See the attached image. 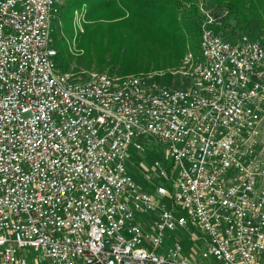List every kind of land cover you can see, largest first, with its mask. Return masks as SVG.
Instances as JSON below:
<instances>
[{"label": "built area", "instance_id": "2783aa9c", "mask_svg": "<svg viewBox=\"0 0 264 264\" xmlns=\"http://www.w3.org/2000/svg\"><path fill=\"white\" fill-rule=\"evenodd\" d=\"M55 0H0V264H259L264 252V41L225 38L199 0L182 83L69 80ZM199 76L201 85H187ZM162 146L154 191L127 152ZM183 233L198 252H187Z\"/></svg>", "mask_w": 264, "mask_h": 264}, {"label": "trees", "instance_id": "16d2710c", "mask_svg": "<svg viewBox=\"0 0 264 264\" xmlns=\"http://www.w3.org/2000/svg\"><path fill=\"white\" fill-rule=\"evenodd\" d=\"M198 1L63 0L62 2L61 0L62 3L56 4L55 7L56 11L59 8V18L65 21L67 18L71 19L74 9L84 4V16L89 24H85L86 31L83 32V35L86 39L95 36L101 43L106 41L107 45H112L113 57H111L114 60H118L119 56L123 54L121 53L123 46H125V55L130 56L137 53L138 50L140 52V49L144 47H150L151 43L157 46L163 44L164 48L171 52L170 55L178 58L185 49V43L187 42L184 31H189V34L195 33L196 23L199 25L202 14L199 10ZM205 1L212 7L215 15H222L223 12H226L221 19V25L216 26V29L225 38L235 41V38H237L235 35L240 32L239 30L249 38H259V34L264 32V0ZM219 9L221 10L220 13H218ZM82 12L79 10V15H82ZM230 20L232 26L229 31L225 32V35L223 32ZM187 22L190 24L193 22V26H187ZM196 34L198 35V33ZM196 34L193 35L192 39ZM62 47L61 57H59V51L57 54V65L60 66V71L64 72L69 68V52L66 45ZM133 59L136 61L137 58ZM140 64L134 65V72L140 70L142 67ZM121 67L123 68V70H119L121 73H125L129 68H132L127 62L123 63ZM74 73L71 72L70 74L75 76ZM165 78L169 79L167 75H165ZM149 144L156 145L152 142L146 143V145Z\"/></svg>", "mask_w": 264, "mask_h": 264}, {"label": "rangeland", "instance_id": "374dc122", "mask_svg": "<svg viewBox=\"0 0 264 264\" xmlns=\"http://www.w3.org/2000/svg\"><path fill=\"white\" fill-rule=\"evenodd\" d=\"M56 2L60 3L61 0H57ZM55 5L56 4H54L55 18L52 22L54 44L59 51V57H61L63 45H66L67 51L69 52V68L67 70H64L65 73L70 74L71 72H75V76L80 75L84 77L98 72H108L110 74L117 75L132 73H151L154 79L166 84H170L171 86H176L182 83V75L178 70H181L182 67H185V65H183V58L190 52L196 53L198 51L199 25L198 23H196L195 33L189 34V31H184L187 37V42L185 43V49L178 58L170 55L171 52L166 50L163 44H158L157 46L156 44L151 43L150 47H144L143 49H140V52L138 50L137 53H133L130 56L125 55V46H123L121 48V53L123 54L119 56L118 60H114L112 58V45H107L106 41H103L101 43L95 36L86 39L83 35V32L86 31L85 24H89L84 16V4L77 9H74L71 19L67 18L65 21L59 18V8L58 11H56ZM212 5L214 6V4ZM79 10L83 11L82 15H79ZM220 11L221 10L219 9L218 13H220ZM225 14L226 12L222 13L221 19ZM231 20L229 21L230 23L228 24V26L224 29V32L222 31L223 34L230 30L233 22V20L232 22ZM187 24V26L189 27L193 26V22L192 24L187 22ZM239 31L240 32H238L235 36L238 37L243 33L241 30ZM196 33H198V35ZM195 34L196 36L194 37V39H192L193 35ZM190 38L192 41L190 40ZM236 39L237 38H235V40ZM253 39L264 41V32L259 34V38ZM133 58H137L136 61ZM126 62L132 68H129L125 73H121L119 71L121 69L123 70L121 65ZM135 64H140V66L142 65L140 70L137 72H134ZM58 69L61 70L60 66H58ZM165 75H167L169 79L165 78ZM154 158H160L163 162L169 165V159L166 157L164 148L162 146L153 144L145 145L141 150H129L127 152L126 158V166L129 174L132 176V178L140 188L151 192L154 191V188L158 183L157 175L151 168V162ZM185 236L186 235L183 233L179 235L180 239L185 240V250L192 253L198 252L200 250L201 244L199 242H196L193 246ZM40 262L42 264H46V260L41 259ZM29 264H35V262L30 259ZM259 264H264V252L261 253L259 257Z\"/></svg>", "mask_w": 264, "mask_h": 264}, {"label": "bare ground", "instance_id": "6f19581e", "mask_svg": "<svg viewBox=\"0 0 264 264\" xmlns=\"http://www.w3.org/2000/svg\"><path fill=\"white\" fill-rule=\"evenodd\" d=\"M57 1V0H55ZM185 65V64H183ZM179 73H186V66L182 67L181 70H178ZM62 74H68L69 80H78L79 76H72L69 73L61 72ZM154 84L153 77H146L142 80V87L143 88H151ZM186 84L187 85H201V78L199 76H188L186 77Z\"/></svg>", "mask_w": 264, "mask_h": 264}]
</instances>
